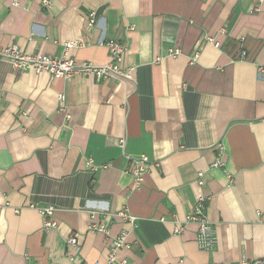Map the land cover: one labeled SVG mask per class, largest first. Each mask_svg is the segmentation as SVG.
Listing matches in <instances>:
<instances>
[{"label":"crops","instance_id":"0c3cea01","mask_svg":"<svg viewBox=\"0 0 264 264\" xmlns=\"http://www.w3.org/2000/svg\"><path fill=\"white\" fill-rule=\"evenodd\" d=\"M42 1L0 0L2 46L60 56L74 42L78 61L104 65V42L117 39L135 70L65 80L0 59V264H264V3ZM219 142L223 167L212 166ZM141 154L151 166L135 187L129 156ZM200 197L216 239L209 250L187 222ZM48 206L57 227H45ZM124 209L135 225L116 215ZM102 224L109 233L90 230ZM123 230L127 247L109 262Z\"/></svg>","mask_w":264,"mask_h":264},{"label":"built area","instance_id":"2783aa9c","mask_svg":"<svg viewBox=\"0 0 264 264\" xmlns=\"http://www.w3.org/2000/svg\"><path fill=\"white\" fill-rule=\"evenodd\" d=\"M261 4L264 3V0H259ZM12 5H18L19 0H10ZM43 7L51 8L52 0H43ZM256 10H260V5L256 8ZM97 12L92 11L88 16V26H93L96 22ZM206 40L210 43H214L215 46H219V43L216 42L215 38L212 36H207ZM105 46L109 51V61L104 65H96L91 61H78L71 53L72 48L76 47L74 42H68L65 44V47L60 56L50 55V54H42V53H25L22 52L18 46L9 45L2 46L0 44V59L9 60L16 68L20 70H30L33 72H47L53 78H62L65 80H70L76 76H86L92 75L97 79L103 77H112L125 79L133 76L134 67L125 66V54L127 51V47L123 41L117 39H109L104 42ZM181 53L180 50H170L169 55L176 58ZM199 52H195L191 58L190 63H195L199 57ZM246 52L243 50L240 55V59H246ZM261 75L264 74V65L258 68ZM60 99V108L65 111L64 94L59 95ZM69 117V116H68ZM126 139H120V146L125 149ZM217 157L212 163V166L223 167L225 166V155H226V147L223 142H219L217 144ZM133 168L130 170L134 175L135 187H139L143 182L144 175L149 171L151 166V162L149 157L146 154H141L136 157L129 156ZM88 164L92 169H98L100 166L93 163L92 160L88 161ZM105 167V166H101ZM202 173L200 174V177ZM231 177V176H230ZM202 182V181H200ZM204 203L205 198L200 197L194 210L191 214L187 216V222H194L197 224V242L199 246L203 249H212L215 246L216 239L214 236V228L210 220L207 218L204 212ZM41 214L45 217V227H57V222L52 220L51 217L54 213V208L52 206L44 207L39 209ZM116 215L120 216L124 220L130 222L135 225V217L131 215L127 209L121 210L116 213ZM93 232H101V233H109V229L105 225H94L90 228ZM184 230V226L182 223H176L174 227V233L180 234ZM126 231H122L118 236L112 238L111 247L112 253L109 258V262H112L116 259V252L119 249L127 247L126 243ZM79 245V239L76 235H71L67 238V254L73 259V253L71 250L77 249ZM263 261L256 260L250 262L248 260H244L242 264H262Z\"/></svg>","mask_w":264,"mask_h":264}]
</instances>
